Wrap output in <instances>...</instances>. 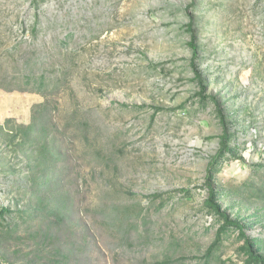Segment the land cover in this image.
Listing matches in <instances>:
<instances>
[{
    "label": "rangeland",
    "instance_id": "374dc122",
    "mask_svg": "<svg viewBox=\"0 0 264 264\" xmlns=\"http://www.w3.org/2000/svg\"><path fill=\"white\" fill-rule=\"evenodd\" d=\"M191 16L208 94L230 115L244 157L219 173L218 188L230 191L221 203L264 238L254 196L264 168H252L264 165V0H0V125L15 132L45 117L62 156L53 186L75 235L69 264H155L171 244L174 258L187 257L180 264H196L214 238L202 185L222 128L211 104L200 108L188 68ZM25 61L46 74L44 93L24 85ZM30 162L0 138V205H34ZM234 240L224 259H236ZM31 247L0 243V264H19Z\"/></svg>",
    "mask_w": 264,
    "mask_h": 264
},
{
    "label": "trees",
    "instance_id": "16d2710c",
    "mask_svg": "<svg viewBox=\"0 0 264 264\" xmlns=\"http://www.w3.org/2000/svg\"><path fill=\"white\" fill-rule=\"evenodd\" d=\"M193 6L194 4H191L187 9H191ZM194 25L195 21L191 16L187 29L192 37L189 45L192 48L193 57L188 68L192 71L193 80L199 87L196 96L199 98L200 108L204 110L211 104L222 130L218 137L219 148L209 159L202 185L207 193L203 202V210L213 218L211 227L217 228L211 244L203 255L192 256L190 260L197 261L196 264H264V238L254 237L247 233L255 222L251 223V218H233L221 203V200L227 197L230 191L226 192V190L218 188V175L225 163L244 161V157L240 152V146L236 143V133L233 132L230 115L227 114L217 96L208 94V84L196 62L199 57V46L196 44ZM32 32L37 33L36 26H33ZM35 66L36 63L25 61L24 73L21 76L24 77V85L44 93L49 87L48 78L45 73L34 74ZM122 107L129 106L122 105ZM135 107L138 109L149 108L145 105ZM155 111L160 112L163 109L155 108ZM44 119V116H38L32 124L20 125L15 132L8 128L9 122H6V125H0V138L5 140L6 145L15 146L18 151L26 153L28 159L32 161L29 163V172L32 173L29 179L34 182L33 191L36 192L34 205L29 203L25 208L18 209L16 212L10 206L0 205V243L14 241L23 244L30 241L32 244L31 250L24 253L23 260H18L19 264H69L77 254L75 252V235L71 232L72 224L66 228V215L69 209L67 200L63 195L56 194L53 186L56 179L54 169L61 163L62 156L56 150L55 143L46 134ZM252 168L259 170L263 169L264 165H252ZM247 189L248 186L245 187V192H248ZM254 190L256 192L254 196L258 197L264 207V184L258 185ZM176 192H180L186 197L191 195L189 189H180ZM251 192L247 194L250 195ZM149 197L158 200L164 197V193H154ZM162 206H164V202L161 203L160 207ZM14 213H19V215L14 220H9V216ZM115 219L117 218H113V220ZM211 227L208 226L207 230ZM233 236L235 243L238 244L235 251L236 259L232 256L224 259L223 249ZM82 240L85 239L82 238ZM171 246L172 244L166 247L160 260L155 264H180L181 261L187 259V257L174 258L170 252ZM1 257L5 259L3 256Z\"/></svg>",
    "mask_w": 264,
    "mask_h": 264
}]
</instances>
